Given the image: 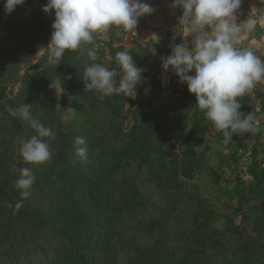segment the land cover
Listing matches in <instances>:
<instances>
[{
    "label": "rangeland",
    "instance_id": "obj_1",
    "mask_svg": "<svg viewBox=\"0 0 264 264\" xmlns=\"http://www.w3.org/2000/svg\"><path fill=\"white\" fill-rule=\"evenodd\" d=\"M31 13L29 7L19 9L15 20L23 24ZM51 26L29 40L6 24V30L0 29V123L5 124L6 104L12 101V109L27 105L31 115L55 134L54 139L44 138L50 145L49 161L24 162L21 144L36 133L27 121L10 116L15 119L8 156L15 176L13 187L20 168H30L35 181L27 200L51 221L42 230L46 240L56 242L62 227H72L82 213L94 212L97 221L110 223L102 226L108 229L106 233H98L105 244L92 245L108 264H264L262 86L257 83L237 98L242 115L253 114L258 131L233 133L224 144L222 131L198 109L186 84L172 70L169 76L162 74L163 42L153 37L141 17L135 35L112 26L95 34L94 43L82 45L83 50L69 51L59 68L63 90L49 87L56 67L48 60ZM89 49L96 52L95 61L88 58ZM119 51L129 52L144 69L136 98L86 90L85 66L100 63L119 72L115 62ZM76 137L86 141V160L75 154ZM150 145L160 153L148 151ZM188 146L196 147L195 176L185 181L190 195L177 192L174 182L162 184L152 172L156 165L172 167ZM120 153L122 165L128 162L124 182L123 171H112V175L110 170ZM67 160L72 170H60ZM114 179L123 184L112 197L126 209L116 215L113 204L112 211L107 208L101 215L100 200L108 197L109 189L97 182ZM92 182L99 196L91 192ZM13 232L1 234L0 264L51 261L53 253L48 248L39 254L34 251L32 239L40 234L24 223Z\"/></svg>",
    "mask_w": 264,
    "mask_h": 264
},
{
    "label": "clouds",
    "instance_id": "obj_2",
    "mask_svg": "<svg viewBox=\"0 0 264 264\" xmlns=\"http://www.w3.org/2000/svg\"><path fill=\"white\" fill-rule=\"evenodd\" d=\"M2 2L5 12L11 14L25 0ZM240 5L241 0H179L182 19L188 23V32L194 39L191 47L186 43L172 46L170 54L162 59L165 72L171 69L179 81L186 84L188 92L196 98L198 109L217 131H222L224 144L231 141L233 133L258 131L253 114L242 115L237 98L264 80V60L253 50L238 48L233 42L238 33L250 28L248 21L235 22ZM42 11L55 14L47 46L49 63L55 65L67 50H83L82 45L94 43L95 34L107 32L112 26L135 35L139 18L152 14L155 9L144 0H47ZM257 20L264 23V15L257 16ZM87 56L91 61L97 59L93 49L87 51ZM115 62L119 72L100 63L87 64L83 71L85 89L98 91L104 96L115 94L135 99L144 69L134 63L127 51L117 52ZM62 85L59 77L51 80L49 87L63 90ZM8 111L10 115L27 121L36 133L21 144L23 161L30 164L49 161L50 145L44 138H55L52 129L35 119L27 105ZM74 145L76 156L86 160L85 139L76 137ZM34 181L30 168H20L15 187L21 193V200L15 204L16 210L23 207V201L31 196Z\"/></svg>",
    "mask_w": 264,
    "mask_h": 264
},
{
    "label": "trees",
    "instance_id": "obj_3",
    "mask_svg": "<svg viewBox=\"0 0 264 264\" xmlns=\"http://www.w3.org/2000/svg\"><path fill=\"white\" fill-rule=\"evenodd\" d=\"M46 2L47 0H25L23 5L18 6L11 14H8L4 10V3L2 0H0V29L6 30L4 27V24H6L9 30L15 29L24 34L25 39L27 40L34 38V36H38L40 34L42 35L43 32H45L52 25L55 17L54 12L46 14L42 11V8ZM24 7L31 8L32 13L30 18L21 24V21L15 20V17L17 16L18 10ZM45 39L48 40L49 37L47 36ZM41 45L42 44H39V46ZM69 51L71 50H67L65 52L59 64L54 65L56 66L53 70L54 80L59 77L62 78L61 70L59 68L66 63L68 56L67 53ZM162 55L164 58L167 54L163 53ZM12 105L13 102L8 101L5 111L7 113V117L5 118L6 122H4L5 124L0 123V240H2L1 234L5 235L7 232V234H12L14 233L13 231L19 230L20 223H24L36 231V233L41 235L40 238L32 239L34 251H36L37 254L42 253L43 249L46 248L52 251L53 258L47 264H108L107 259L102 255H99L97 251L93 250L92 245L98 242L102 245L105 244L99 240L98 233L100 230H103L106 233V230L108 229L106 228V230H104L102 226L110 223L108 221L105 223V221L101 219H98L97 221V219L93 218L92 216L94 215V212L92 214L88 213L85 216L82 213L77 219L76 224L72 225V227H62L59 232L56 231L57 234L55 235V238L57 241L49 243L42 233V230L48 228L51 225V221L48 219V217L42 211L34 208L27 199L23 201V207H21L19 210L15 209V204L21 200V195H19L16 191V187H13L15 176L12 166L9 164L8 157L10 154V148L13 147V139L11 137L15 127V119L10 117L11 115L8 111V109H12ZM148 151L160 153V151H158L153 145L149 146ZM195 153L196 147L188 146L181 152L180 156H178V161H176L172 167L167 168L163 165H156L152 169L155 179H158L160 182H162V184L174 182L177 192L182 191L185 194L190 195V188H186L187 185L185 181H190L195 176ZM115 155L116 152H114V156ZM121 160L122 154L120 153L110 170L111 173L112 171L114 173L115 170L123 171L124 173L122 174V182H124L127 175L125 171L128 170V162L125 163V165H122ZM70 161L72 160L70 159ZM59 169L66 172L72 170L69 166V160H67V163H64ZM105 181H99L97 184H100V186L103 188L108 186V197H110L100 200L102 206L99 209V214L103 215L107 208H110L112 211L114 204L116 215H118L119 211H122L126 208L117 205L112 196L115 195V192L118 191L119 186L123 183L119 181L117 182L115 179L109 183ZM90 185L91 192L95 193V196H99V190L97 186L95 187L96 183L94 184L92 182ZM68 188L74 191L72 187ZM123 198L127 203L128 199H126V197ZM9 205H12V207H9ZM97 214L98 213H96V215ZM227 216L229 219L228 222L231 224L232 221L229 218L231 217V214H228ZM77 227H79V231H76ZM110 232L113 234L112 231ZM112 239L115 240V236ZM114 240L112 241L114 242ZM111 245H113V243H111ZM188 264L200 263L189 262Z\"/></svg>",
    "mask_w": 264,
    "mask_h": 264
},
{
    "label": "crops",
    "instance_id": "obj_4",
    "mask_svg": "<svg viewBox=\"0 0 264 264\" xmlns=\"http://www.w3.org/2000/svg\"><path fill=\"white\" fill-rule=\"evenodd\" d=\"M155 11L150 15L141 17L148 31L153 37L163 42V53L168 56L171 47L186 43L192 45L194 36L188 32V23L182 19L183 10L174 4L173 0H144ZM264 15V0H251L245 4L241 0L240 8L236 11V23L242 24L248 21L250 28H245L238 33L233 42L238 48H249L264 60V23L257 20V16ZM264 90V80L258 82Z\"/></svg>",
    "mask_w": 264,
    "mask_h": 264
},
{
    "label": "built area",
    "instance_id": "obj_5",
    "mask_svg": "<svg viewBox=\"0 0 264 264\" xmlns=\"http://www.w3.org/2000/svg\"><path fill=\"white\" fill-rule=\"evenodd\" d=\"M245 4H248L251 0H242ZM173 2H174V4L176 5V6H178V7H180L179 6V0H177V2H175V0H173Z\"/></svg>",
    "mask_w": 264,
    "mask_h": 264
},
{
    "label": "water",
    "instance_id": "obj_6",
    "mask_svg": "<svg viewBox=\"0 0 264 264\" xmlns=\"http://www.w3.org/2000/svg\"><path fill=\"white\" fill-rule=\"evenodd\" d=\"M170 70H171V69H169L167 72H165V70H164L163 68H161V72H162V74H163L164 76H169V75H170Z\"/></svg>",
    "mask_w": 264,
    "mask_h": 264
}]
</instances>
